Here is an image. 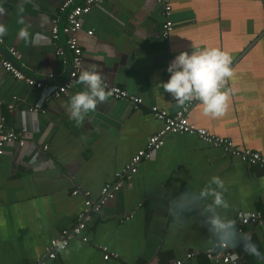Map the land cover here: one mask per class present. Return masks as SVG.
Returning a JSON list of instances; mask_svg holds the SVG:
<instances>
[{
  "label": "crops",
  "instance_id": "crops-1",
  "mask_svg": "<svg viewBox=\"0 0 264 264\" xmlns=\"http://www.w3.org/2000/svg\"><path fill=\"white\" fill-rule=\"evenodd\" d=\"M63 2L0 0V24L6 28L0 53L8 59L9 48L15 49L21 59L13 60L43 84L42 89L29 88L0 65V117L24 141L22 147L7 145L0 155V264H174L189 252L201 254L218 243L206 225L211 198H178L198 193L212 176L224 181L229 207L218 210L223 217L232 221L238 211L263 212L264 168L242 163L194 136L169 134L160 150L137 165L115 199L93 214L82 232L87 242L73 239L66 251L52 260L46 257L50 241L74 227L83 209L82 194L72 193L88 191L96 200L162 128L149 108L169 115L180 109L160 85L181 51L216 48L231 57L232 75L222 85L229 93L224 114L206 117L198 104L190 122L264 158V0H171L174 26L167 40L160 34L162 7L152 0L93 6L81 17L77 34L82 68L141 98L143 105L135 109L127 101L107 98L79 124L66 110L71 96L85 88L78 79L60 99L50 97L52 87L63 84L69 73L66 36L60 34L56 42L50 36L55 19L64 24ZM21 28L29 32L28 40L18 36ZM13 97L18 100L10 111ZM33 105L45 113H30ZM173 203L179 215L171 210ZM234 226L238 239L227 247L235 263L264 264V225ZM244 238L254 251L245 249ZM200 254L183 264H223Z\"/></svg>",
  "mask_w": 264,
  "mask_h": 264
},
{
  "label": "built area",
  "instance_id": "built-area-1",
  "mask_svg": "<svg viewBox=\"0 0 264 264\" xmlns=\"http://www.w3.org/2000/svg\"><path fill=\"white\" fill-rule=\"evenodd\" d=\"M80 1V2H78ZM108 0H64L60 6L61 12H67L65 15V21L62 26L58 25L57 19L52 22L50 29V36L53 42L59 40L60 34L66 36L65 46L71 53V70L68 73L67 79L61 85H55L51 89L50 97L52 100H58L65 95L73 86L76 79H78L80 73L84 71L82 68V46L79 43L77 34L82 30L81 17L90 13L93 6L103 3ZM155 4L162 7L163 23L161 25L160 34L163 40H167L173 31V22L171 20V0H152ZM88 36L92 35V31H87ZM2 40H0V43ZM9 55L15 61L21 59V55L13 48H9ZM56 55L63 56L61 49L56 50ZM0 65L5 72H7L13 79L25 83L29 88L42 89L43 84L35 79L24 76L15 65L2 56L0 53ZM104 82V81H103ZM106 91L110 93L108 96L111 100L127 101L133 108H138L143 105L141 98L129 94L124 89L110 85L106 82ZM225 83V82H224ZM85 87V86H84ZM18 99L13 97L12 104L7 105L8 110L14 109V103ZM200 104L198 101L193 100L186 102L184 106L174 114L169 115L166 111L159 109L156 106L149 108L150 113L158 121L162 123V128L155 134L149 137L145 147L138 151L136 155L131 159L121 171L115 173V181L110 184L104 185L98 198L92 200L90 198V192L74 191L72 195L76 196L82 194L84 197L83 209L77 214L75 226L70 230H63L59 236L52 239L48 248L45 251L46 257L49 260L55 258L56 253L60 252L55 246L57 240L66 241V249L73 239H80L82 242H87L82 237V232L90 223L93 214L101 213L105 204L108 201H113L120 192L124 184H128L133 176L137 172V165L145 160L150 159L152 155L160 150L164 144V139L169 134L190 135L198 138L203 143L212 147L220 149L225 155L240 160L242 163L250 166H258L264 168V158L258 153L252 152L248 149H241L234 147L233 144L224 138L215 136L209 131L195 127L190 122V111L195 106ZM2 105L0 101V106ZM30 113L44 114L45 111L38 105H33L27 109ZM17 143L20 147L24 145L23 139L17 135L11 129L5 126V118L0 117V155H2L4 148L7 145ZM47 150V146L43 147ZM232 222L234 225L244 226H262L264 225V211L257 212H243L238 211L234 215ZM200 252H189L185 255L184 261H176L174 264H183L185 261L193 260ZM208 261L223 264H236L232 258V254L229 252L227 245L223 243H216L212 248L207 249L201 253ZM200 254V255H201ZM109 255H105L104 259L107 260ZM42 264V263H40Z\"/></svg>",
  "mask_w": 264,
  "mask_h": 264
},
{
  "label": "clouds",
  "instance_id": "clouds-1",
  "mask_svg": "<svg viewBox=\"0 0 264 264\" xmlns=\"http://www.w3.org/2000/svg\"><path fill=\"white\" fill-rule=\"evenodd\" d=\"M5 34L6 28L0 24V38ZM18 36L25 40L30 38L25 28L18 31ZM230 64L231 57L216 48L196 52L181 51L167 66L169 78L160 86L164 92L171 94L178 105L184 106L186 102L196 100L201 104L204 116L218 118L224 114L228 106L229 93L222 90V85L225 78L232 75ZM77 82L85 88L71 96L66 110L69 118L79 124L87 113L95 110L98 103L107 100L110 93L106 91V84L96 71H82ZM224 192V181L212 176L198 193H184L178 201H207L211 198V202L205 206L208 214L206 219L208 231L216 242L234 246L238 239L235 226L218 211L229 207ZM177 206V203L171 205L174 213ZM243 242L247 251H254L255 246L249 239L244 238ZM55 246L58 251H66V241L57 240Z\"/></svg>",
  "mask_w": 264,
  "mask_h": 264
},
{
  "label": "water",
  "instance_id": "water-1",
  "mask_svg": "<svg viewBox=\"0 0 264 264\" xmlns=\"http://www.w3.org/2000/svg\"><path fill=\"white\" fill-rule=\"evenodd\" d=\"M0 50H2L0 48ZM64 50H65V57L67 58V64H68V71L71 70V61H70V56L68 54V51L66 49V47H64ZM8 59L15 65V67L26 77H31L17 62H15L13 59H11L9 56H8Z\"/></svg>",
  "mask_w": 264,
  "mask_h": 264
}]
</instances>
